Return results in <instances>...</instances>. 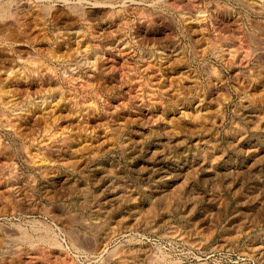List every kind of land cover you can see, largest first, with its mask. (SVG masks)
Instances as JSON below:
<instances>
[{"label":"rangeland","instance_id":"obj_1","mask_svg":"<svg viewBox=\"0 0 264 264\" xmlns=\"http://www.w3.org/2000/svg\"><path fill=\"white\" fill-rule=\"evenodd\" d=\"M0 13V264H264V0Z\"/></svg>","mask_w":264,"mask_h":264},{"label":"bare ground","instance_id":"obj_2","mask_svg":"<svg viewBox=\"0 0 264 264\" xmlns=\"http://www.w3.org/2000/svg\"><path fill=\"white\" fill-rule=\"evenodd\" d=\"M0 14H1V13H0ZM2 102H3V101H2ZM3 103H4V102H3ZM109 238H110V237H109ZM110 239H111V238H110ZM105 241H106V240H105ZM108 241H109V240H108ZM106 242H107V241H106ZM106 242H105L104 245H102V247H99L98 249L96 248V250H97V251H98V250H102V251H104L106 248H108V246H109L110 243H108V242L106 243ZM102 244H103V243H102ZM122 248H123V246H116V247H115V251L118 250V252H120V251L123 250ZM96 250H94V251H96ZM97 251H96V252H97ZM91 252H92V250H91ZM91 252H90V253H91ZM102 253H103V252H102Z\"/></svg>","mask_w":264,"mask_h":264}]
</instances>
